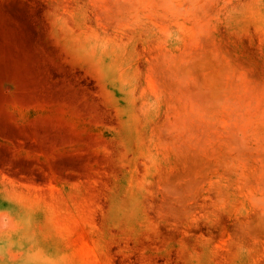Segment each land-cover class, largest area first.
<instances>
[{
    "label": "rangeland",
    "instance_id": "rangeland-1",
    "mask_svg": "<svg viewBox=\"0 0 264 264\" xmlns=\"http://www.w3.org/2000/svg\"><path fill=\"white\" fill-rule=\"evenodd\" d=\"M0 264H264V0H0Z\"/></svg>",
    "mask_w": 264,
    "mask_h": 264
}]
</instances>
